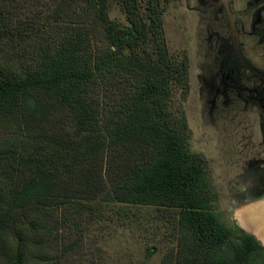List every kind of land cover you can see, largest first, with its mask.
I'll return each mask as SVG.
<instances>
[{
	"label": "trees",
	"instance_id": "1",
	"mask_svg": "<svg viewBox=\"0 0 264 264\" xmlns=\"http://www.w3.org/2000/svg\"><path fill=\"white\" fill-rule=\"evenodd\" d=\"M16 1L28 0H0L1 34L10 32L1 6ZM79 1V19L73 0H60L28 35L38 47L30 63L14 70L0 51V123L25 138L0 150V264H47L44 240L67 225L58 211L68 206L103 222L126 223V206L171 212L185 264H264L261 241L214 208L205 158L172 105L174 88L190 91L189 63L158 39V0H147L151 25L138 0H121L127 23L110 16L112 0ZM89 13L108 45H93ZM53 19L65 24L55 34Z\"/></svg>",
	"mask_w": 264,
	"mask_h": 264
},
{
	"label": "rangeland",
	"instance_id": "2",
	"mask_svg": "<svg viewBox=\"0 0 264 264\" xmlns=\"http://www.w3.org/2000/svg\"><path fill=\"white\" fill-rule=\"evenodd\" d=\"M59 1H16L1 6L10 32H0V51L8 55L14 70L18 67L20 69L22 62H31L32 53L38 51V47L35 46L36 39L28 35L35 31L33 29L41 28L46 23ZM192 1L158 0L157 18L161 23L158 39L165 43L170 57L177 62L187 56L185 46H190L191 52L194 50V39H191L197 24L194 12L190 10ZM138 5L142 16L151 25L147 0H138ZM69 7L72 20L79 19L85 12L84 5L79 0H73ZM110 16L121 23L128 22L127 11L121 0H112ZM85 19L86 24L93 28V45H108L94 15L89 13ZM50 24V27H46H49L48 31L52 34L56 33L58 27L65 25L54 19ZM0 31H3V27ZM186 36L189 39L184 46L183 39ZM156 42L155 35L151 33L147 46L152 48ZM196 62L197 59L192 58L190 91L185 96L179 88H174L172 105L185 115L190 148L205 158L206 176L214 208L223 213L230 224L248 229L244 225L248 218L244 212L259 207L256 205L264 201V166L259 161L260 157H264L261 154L264 152V145L261 144L260 112L256 109L248 113L241 111L235 118H232L234 111L231 115L226 112L214 114V110L203 100L201 83L196 77ZM16 138L25 140L17 127L0 123V150L7 147L4 145L5 140ZM126 210L129 219L124 223L103 222L89 212L77 213L69 206L60 208L59 214H66L68 223L59 225L46 236L43 244L49 259L47 264L186 263L185 236L180 235L177 230L174 213L146 206H126ZM259 213L260 210L256 213V220ZM73 222L81 223L79 228L73 226ZM261 237L264 243V235ZM25 264L30 263L27 261Z\"/></svg>",
	"mask_w": 264,
	"mask_h": 264
},
{
	"label": "flooded vegetation",
	"instance_id": "3",
	"mask_svg": "<svg viewBox=\"0 0 264 264\" xmlns=\"http://www.w3.org/2000/svg\"><path fill=\"white\" fill-rule=\"evenodd\" d=\"M190 10L197 28L192 52L183 39L184 59L189 72L197 59L203 100L214 114L234 111L232 118L259 110L264 145V0H193Z\"/></svg>",
	"mask_w": 264,
	"mask_h": 264
},
{
	"label": "crops",
	"instance_id": "4",
	"mask_svg": "<svg viewBox=\"0 0 264 264\" xmlns=\"http://www.w3.org/2000/svg\"><path fill=\"white\" fill-rule=\"evenodd\" d=\"M264 201H261V202H259V204L257 205V206H259V207H256V208H253V209H250V210H248V211H246V212H244V214L245 215H247L248 213H250L251 214V212H257L258 210H260L261 209V211L263 210V207H264ZM260 205H262V207H260ZM255 206V205H254ZM243 216V215H242ZM262 221V222H261ZM261 222V223H260ZM259 223L260 224H256V222L254 221V220H252L251 219V221L249 220V224H248V226L250 227V226H254V231H255V233L257 234V236H258V238L260 239V240H262L261 238V233H262V231H264V221L260 218V220H259ZM248 227V228H249ZM261 234V235H260Z\"/></svg>",
	"mask_w": 264,
	"mask_h": 264
},
{
	"label": "bare ground",
	"instance_id": "5",
	"mask_svg": "<svg viewBox=\"0 0 264 264\" xmlns=\"http://www.w3.org/2000/svg\"><path fill=\"white\" fill-rule=\"evenodd\" d=\"M256 213H257V212H256ZM256 213H255V212H254V213L251 212V214L248 213V214L246 215V217H248V218H247V223H248V224H249V220L251 221V219L254 220V221L256 222L257 225L260 224V223L262 222V221H261V222L259 223L260 218L264 221V210L261 211V209H260L259 218L257 217L258 220L255 219V217H256ZM242 217H244V216H242ZM243 220H244V219H243ZM243 223H244V222H243ZM247 223H244V225H245V227L248 228L249 226H248ZM246 225H247V226H246ZM261 234L264 235V231H262ZM261 234H260V235H261ZM262 235H261V236H262Z\"/></svg>",
	"mask_w": 264,
	"mask_h": 264
},
{
	"label": "water",
	"instance_id": "6",
	"mask_svg": "<svg viewBox=\"0 0 264 264\" xmlns=\"http://www.w3.org/2000/svg\"><path fill=\"white\" fill-rule=\"evenodd\" d=\"M257 206V205H256ZM239 226H241V225H239ZM242 227V226H241ZM246 232H248V233H251V234H253V235H255L256 237H257V239L258 240H260L259 238H258V236H257V234L255 233V231H254V226L252 227V226H250L248 229H245L244 227H242ZM261 241V240H260ZM261 243H262V245H264V243L261 241Z\"/></svg>",
	"mask_w": 264,
	"mask_h": 264
}]
</instances>
